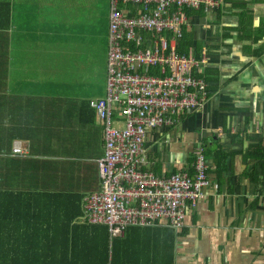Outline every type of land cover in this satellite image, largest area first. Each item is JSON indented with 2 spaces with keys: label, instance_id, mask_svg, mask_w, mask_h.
Here are the masks:
<instances>
[{
  "label": "crops",
  "instance_id": "obj_1",
  "mask_svg": "<svg viewBox=\"0 0 264 264\" xmlns=\"http://www.w3.org/2000/svg\"><path fill=\"white\" fill-rule=\"evenodd\" d=\"M1 1L10 3V25L0 31V191L19 193L31 211L51 209L56 198L65 209L83 212L84 197L100 191L103 157L91 102L105 92L89 98L98 12L92 0ZM188 16L184 36L188 53L204 61L196 72L207 99L176 126L148 133L140 170L192 175L201 149L210 185L188 204L179 229L163 221L109 233L120 239L117 263L163 264L165 256L147 248L172 245L173 264H264V158L247 156L264 147V0H220ZM76 28L66 52L51 50ZM69 53L84 61L86 98L74 96L68 74L63 78L60 60Z\"/></svg>",
  "mask_w": 264,
  "mask_h": 264
},
{
  "label": "built area",
  "instance_id": "obj_2",
  "mask_svg": "<svg viewBox=\"0 0 264 264\" xmlns=\"http://www.w3.org/2000/svg\"><path fill=\"white\" fill-rule=\"evenodd\" d=\"M105 96L91 102L102 128L100 191L87 194L79 221L105 225L112 237L130 226L166 222L179 229L188 204L210 185L203 150L193 174L157 177L140 170L148 133L174 127L207 99L203 60L180 54L188 11L215 8L220 0H109ZM14 154H20L18 147Z\"/></svg>",
  "mask_w": 264,
  "mask_h": 264
},
{
  "label": "trees",
  "instance_id": "obj_3",
  "mask_svg": "<svg viewBox=\"0 0 264 264\" xmlns=\"http://www.w3.org/2000/svg\"><path fill=\"white\" fill-rule=\"evenodd\" d=\"M9 25L10 3L1 1L0 31H7ZM189 46L183 35L177 51L187 55ZM247 156L264 158V147L249 151ZM261 175L264 177V170ZM19 195L0 191V264H118L120 239H111L107 226L81 223L83 212L65 209L68 206H60L56 198L49 201L51 209L31 211ZM147 250L165 256L163 264H173L172 245L169 250L161 246Z\"/></svg>",
  "mask_w": 264,
  "mask_h": 264
},
{
  "label": "rangeland",
  "instance_id": "obj_4",
  "mask_svg": "<svg viewBox=\"0 0 264 264\" xmlns=\"http://www.w3.org/2000/svg\"><path fill=\"white\" fill-rule=\"evenodd\" d=\"M92 8H94L93 9L94 12L95 11L96 13L98 12L99 27L97 28L98 30L97 36L94 35V38H91L96 48L94 49V56H93L94 70L92 71V75L90 77L91 81L89 83L91 84L89 98L92 97L94 98L96 96L103 97L105 92L106 66H107V53H108V18L110 11L109 0H92L91 9ZM84 17L88 18L87 16H83V20ZM69 23L72 27L73 24L71 22ZM78 33H79V29L76 28V29H71L70 33L68 31L67 33L62 34L65 36V38L62 40L63 45L61 46L53 45L51 50L52 51L60 50L66 52V50L69 49L71 44L74 43V39L72 37L77 36ZM70 35H72V37ZM56 42L57 40H54V44ZM70 50H72V48H70ZM55 63H56V59L54 60V64ZM83 63H84L83 60L80 61L77 57L71 55L70 53L68 56H65L62 60H60V64L68 68L67 72L65 71V67L63 68V78H65V76L68 74L65 83L71 87L70 89H75L76 93L73 92V95L86 98L84 94V91L86 89V85H85L86 79L84 80V76L86 72L85 71L83 72V68H84ZM60 64L58 63L56 66ZM59 93H63L65 94V96L66 94H68V92H61V91Z\"/></svg>",
  "mask_w": 264,
  "mask_h": 264
}]
</instances>
